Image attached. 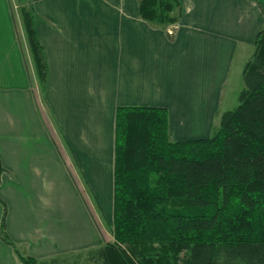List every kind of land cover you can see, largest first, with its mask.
Segmentation results:
<instances>
[{
  "label": "crops",
  "instance_id": "0c3cea01",
  "mask_svg": "<svg viewBox=\"0 0 264 264\" xmlns=\"http://www.w3.org/2000/svg\"><path fill=\"white\" fill-rule=\"evenodd\" d=\"M26 1L33 7L46 55L48 83L44 91L37 83L19 11L25 2L1 0L0 23L8 25L6 37L14 36L30 69L23 64L18 85L15 73L8 72L7 79L14 80L0 87V159L5 168L0 197L7 206L6 234L12 242L2 237L0 202V264H24L16 249L37 258L49 256L48 206L57 210L62 203L48 197L50 169L72 180L74 172L82 184H92V175L97 170V180H102L108 164L114 183L119 106L166 107L172 140L208 137L215 131L223 105H234L237 47L252 45L255 37L251 20L243 14L235 18L230 2L225 6L205 0L195 9L178 0L174 20L161 23L146 15L145 0ZM188 13L195 15L184 21ZM196 126L202 128L194 132ZM51 179V188H59L56 175ZM95 246L93 237L66 251L55 248L52 255Z\"/></svg>",
  "mask_w": 264,
  "mask_h": 264
},
{
  "label": "trees",
  "instance_id": "16d2710c",
  "mask_svg": "<svg viewBox=\"0 0 264 264\" xmlns=\"http://www.w3.org/2000/svg\"><path fill=\"white\" fill-rule=\"evenodd\" d=\"M18 1L44 91L48 63L33 7ZM144 5L149 18L165 23L178 0ZM253 44L238 104L223 111L209 137L172 140L166 107L117 108L113 240L72 253L67 264H264V27ZM4 171L0 159V184ZM0 202L2 237L12 243ZM16 251L24 264H63L60 256Z\"/></svg>",
  "mask_w": 264,
  "mask_h": 264
},
{
  "label": "rangeland",
  "instance_id": "374dc122",
  "mask_svg": "<svg viewBox=\"0 0 264 264\" xmlns=\"http://www.w3.org/2000/svg\"><path fill=\"white\" fill-rule=\"evenodd\" d=\"M216 1L226 4L225 6L228 5L227 2H230L229 5L233 3L234 11H232V15H234V17L236 18L243 14L245 19H249V21L251 20L250 24L253 23L255 35L261 28L264 27V0H244L243 3H235V0ZM187 4L194 5L195 9H197L199 5L200 7L204 6L206 4V1L187 0ZM246 4H248V6H245ZM241 5H244V7H241ZM13 10L16 11V9ZM15 15L18 16L16 12ZM194 15L195 13H188L187 15H185L184 21H190V18H192ZM175 16H178L177 13L175 14ZM219 17L221 19L222 15L220 14ZM175 29L176 28L173 27L170 30L174 32ZM0 32L2 34L0 36H3V38L0 37V87L7 88L8 86H10L9 82L11 80H14V78L7 79L6 74L8 72H14V85H18L20 77L22 75L21 71L24 68L23 64L25 63L27 70L30 69V59L26 58L23 63V54L19 53L20 49L18 46V42H16V40L13 38L14 36L6 37V34L8 32V25H6V22L0 23ZM17 38L19 42L23 41L21 36ZM241 45H239L238 47L236 46V58L234 59V65L232 69L234 73L232 74L231 80L232 87L234 86V97L231 102H234V105H231L232 107H228L229 109L235 107L238 104L237 95L244 85L241 78V72L246 60L250 58L252 52L254 51L253 43L252 45H248L247 43L245 44V46ZM179 76L181 77V75ZM8 80L9 82H7ZM1 82L3 83L2 85ZM37 83L38 85H40L38 78ZM226 106L228 105H223V110H228L226 109ZM217 124V126H219V122ZM200 128L202 127L196 126L194 128V132H196ZM214 128L210 135H208V137L214 133ZM50 156L52 155L48 153V159L50 158ZM106 166L107 167L104 168L102 180H97V174H100L99 171L96 170V174L92 175V184H82L81 177H78V175L74 172L72 173V176H74V181L72 180V178L69 179L65 172L63 173V175H61L60 171L52 173L51 169V174L49 173V171L47 172L48 197L62 199L61 206H58L57 210H54L53 207L48 206L49 237L46 240V251L48 252L49 256H47V258L60 256V259L63 260L62 263L67 264L68 260L72 261L75 258L72 253H77L79 250L83 249L52 255L55 248H60L61 250L66 251L69 245H71L70 248H73V246H77L78 243L82 244L85 242H92L93 237L96 242V246L99 242L98 239H100L101 243L113 240L112 229L110 226L113 223L114 183L110 180V177L108 175L110 172L108 164ZM68 167L71 171V167ZM55 175L59 188L52 189L51 186L53 182L51 177L54 178ZM85 211L87 212L88 216ZM77 229L79 230V233H77Z\"/></svg>",
  "mask_w": 264,
  "mask_h": 264
},
{
  "label": "built area",
  "instance_id": "2783aa9c",
  "mask_svg": "<svg viewBox=\"0 0 264 264\" xmlns=\"http://www.w3.org/2000/svg\"><path fill=\"white\" fill-rule=\"evenodd\" d=\"M171 33H173V31H170Z\"/></svg>",
  "mask_w": 264,
  "mask_h": 264
}]
</instances>
